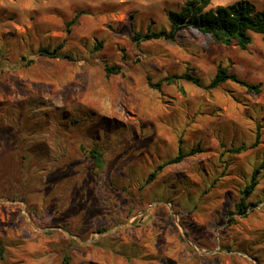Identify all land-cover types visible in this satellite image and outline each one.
<instances>
[{"label":"rangeland","instance_id":"1","mask_svg":"<svg viewBox=\"0 0 264 264\" xmlns=\"http://www.w3.org/2000/svg\"><path fill=\"white\" fill-rule=\"evenodd\" d=\"M186 1L0 0V264H264L263 36L134 40Z\"/></svg>","mask_w":264,"mask_h":264},{"label":"trees","instance_id":"2","mask_svg":"<svg viewBox=\"0 0 264 264\" xmlns=\"http://www.w3.org/2000/svg\"><path fill=\"white\" fill-rule=\"evenodd\" d=\"M211 3L212 0H187L179 11L168 12L167 18L171 23V29L169 31H148L146 34L137 33L134 40H175L179 32L186 28H192L202 34L209 35L216 44L226 47L236 45L243 51L248 50L249 46L252 44L253 34L263 36L264 40V9L257 8L255 4L245 0L227 6H219L217 8H209ZM80 15L81 13L77 12L73 19L67 23L69 29L78 23ZM59 49L61 48L58 47V50ZM41 52L48 56H55L54 52L48 49H43ZM108 70L111 71V69ZM175 79L187 80L197 86H201L200 79L190 74H185ZM166 80L171 81L172 79ZM228 81L238 83L255 93H260L261 91L262 84H248L239 79L236 75L230 74L229 69L222 66L218 68L208 88H217ZM156 86L160 87V84ZM235 152H240V149ZM88 153L90 159L93 161L94 168L101 171L104 168L103 155L97 149H91ZM184 156L185 155L180 153L173 162H181ZM256 185L257 172L254 173L251 183L246 187L245 195L247 198L253 193ZM247 198L242 199L241 202L237 204L238 212L242 216L241 218L250 215V213H248L250 206H257L255 203L248 202ZM230 221L237 224L240 222L237 218H231ZM241 250L249 252L247 249Z\"/></svg>","mask_w":264,"mask_h":264}]
</instances>
